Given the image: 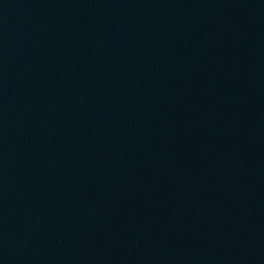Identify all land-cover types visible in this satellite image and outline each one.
I'll use <instances>...</instances> for the list:
<instances>
[{
	"label": "water",
	"instance_id": "1",
	"mask_svg": "<svg viewBox=\"0 0 264 264\" xmlns=\"http://www.w3.org/2000/svg\"><path fill=\"white\" fill-rule=\"evenodd\" d=\"M0 264H264V0H0Z\"/></svg>",
	"mask_w": 264,
	"mask_h": 264
}]
</instances>
